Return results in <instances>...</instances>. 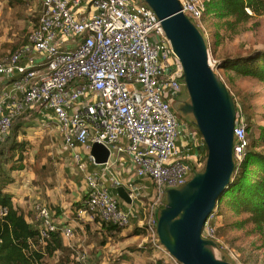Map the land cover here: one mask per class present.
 <instances>
[{"label":"built area","instance_id":"obj_1","mask_svg":"<svg viewBox=\"0 0 264 264\" xmlns=\"http://www.w3.org/2000/svg\"><path fill=\"white\" fill-rule=\"evenodd\" d=\"M209 1L178 0L180 12L203 35L208 64L215 71L218 61L210 54L204 21ZM37 2L39 15L27 44L0 58V77L10 81L9 89L0 91V146L14 120L30 112L43 131L59 137L60 152L69 155L85 187L82 205L65 222L56 223L46 205L35 204L31 224L38 231L39 247L44 249L55 233L64 243L71 242L75 221L80 220L120 229L143 228L155 258L180 264L159 243L157 216L165 191L184 185L199 165L176 147L183 124L172 102L184 95L182 68L160 21L140 0ZM240 110L236 104L235 165L249 146ZM93 144L108 151L105 163H95ZM120 157L150 187L123 185L111 174L110 161ZM87 163L102 167L101 172L87 171ZM104 174L109 175L108 183L102 181ZM107 184L113 189L124 187L131 202L109 194ZM141 191H153L152 196L143 202ZM215 210L201 236L218 244ZM6 214L0 207V219ZM228 257L232 260L230 252ZM84 258L82 253L77 260Z\"/></svg>","mask_w":264,"mask_h":264},{"label":"rangeland","instance_id":"obj_2","mask_svg":"<svg viewBox=\"0 0 264 264\" xmlns=\"http://www.w3.org/2000/svg\"><path fill=\"white\" fill-rule=\"evenodd\" d=\"M38 15L37 0H0V58L27 44L29 32L36 24ZM204 21L210 54L217 61L225 56L245 54L264 48V10L259 15H252L248 20L237 21L232 17L215 15L210 9L209 11L205 9ZM40 60L42 61L41 58ZM215 72L221 77L235 103L239 105L247 124L251 125L248 135L250 142L252 136L257 135V127L264 128V83L232 72L221 70ZM186 98L187 94H184L183 99ZM179 120L183 124L179 137L181 144H185L187 134L191 137L201 136L187 120L180 118ZM13 123L21 124L26 130V136L23 138L19 135L18 139L23 138L29 142L23 161L24 175H29V179L27 183L22 184V178H18L20 183L18 185L26 186L25 189L28 191H36L34 188H37V191H45V185L50 184L54 186L55 191H62L64 195L68 191L66 201L73 205L71 191L78 193L83 191V188L78 185V181H74L75 176L58 168L57 163H62L65 157H69L60 152L59 137L55 132L43 131L36 117L30 112L21 114ZM257 150L264 153V146ZM193 153L188 155L190 160ZM204 163L199 166L198 171L203 169ZM37 193H34L35 196ZM29 199L28 196L25 197V201ZM35 204H27V208L31 209L25 214L29 222L32 221ZM59 214V211L54 213L53 219L56 223L64 222L59 219ZM69 217L72 218L71 215ZM245 217L243 214L232 213L222 204L215 210V237L218 244L222 245V252L225 255L230 252L236 264H264L262 234L249 223L242 225ZM75 222L74 239L69 243L62 241L63 246L68 249L65 257L68 254L69 260H74L78 264H168L160 258H155L145 236L130 235L133 227L122 229L114 236H108L98 224L80 220ZM103 240L107 241L101 245ZM82 253H85L84 261H78L77 257ZM217 255L225 258L222 253L217 252ZM58 256L59 252L55 251L51 256H45L43 261L46 264H53Z\"/></svg>","mask_w":264,"mask_h":264},{"label":"water","instance_id":"obj_3","mask_svg":"<svg viewBox=\"0 0 264 264\" xmlns=\"http://www.w3.org/2000/svg\"><path fill=\"white\" fill-rule=\"evenodd\" d=\"M140 2L160 21L182 68L180 81L187 98L178 96L173 109L198 131L207 150L201 171H195L181 187L165 191L157 216V238L180 264H234L215 241L203 238L201 232L235 168L232 149L236 103L221 77L209 66L206 41L194 23L180 12L178 0ZM91 155L96 164H103L108 151L93 144ZM116 191L126 204L131 202L124 187Z\"/></svg>","mask_w":264,"mask_h":264},{"label":"trees","instance_id":"obj_4","mask_svg":"<svg viewBox=\"0 0 264 264\" xmlns=\"http://www.w3.org/2000/svg\"><path fill=\"white\" fill-rule=\"evenodd\" d=\"M209 9L215 15L245 21L252 15L262 13L264 0H211L206 5V11ZM246 9L250 11V15ZM217 70L232 72L264 83V48L222 57L218 61ZM18 118L20 116L16 119ZM245 123L249 135L251 125L247 124V120ZM19 135L23 138L26 136L25 128L21 124L12 123L0 146V207L7 210L6 216L0 219V264H46L43 261L44 257L51 256L55 251L59 252V256L53 264H78L74 260H69L68 254L65 257L68 249L63 246L57 233L52 235L44 249L39 247L37 229L26 220L23 211L12 204L13 196L6 191L7 186L13 183L11 173L25 168L24 153L29 147V142L23 138L18 139ZM198 135L200 136L199 133ZM200 138L202 145L197 150L203 154L200 162L204 163L207 150L201 136ZM252 138L243 160L235 165L231 181L216 208L219 209L224 204L232 213L246 215L241 224L253 225L262 234L261 241L264 246V153L257 150L264 146V128L257 127V135H253ZM84 199L85 196L74 203V208L82 205ZM102 230L108 236H114L122 229L103 224ZM144 234L143 228L133 227L130 230L132 237ZM106 241L103 240L101 245Z\"/></svg>","mask_w":264,"mask_h":264},{"label":"crops","instance_id":"obj_5","mask_svg":"<svg viewBox=\"0 0 264 264\" xmlns=\"http://www.w3.org/2000/svg\"><path fill=\"white\" fill-rule=\"evenodd\" d=\"M9 85L10 84L7 81V79H5L4 77H0V91L8 90ZM179 145H183V146L180 147ZM201 145H202V141H201L200 137L198 138L196 135L191 137L188 134L186 136L185 144L180 143V138L178 139V141L176 143V147L177 146L179 147V148L177 147V149L180 151V153L183 156L188 157V155L190 153L194 152L193 156L191 158L192 162L198 164L199 166L202 165V162H200V157L203 154L197 149H199L201 147ZM196 151H198V153H195ZM69 158L70 157H68V156L65 157L63 159L62 163H57V165H58V168H60L64 172H67L69 175L75 176L74 181H78V185L82 186L83 191H78V193H76L77 191H71V196L73 197V202L76 203V202L80 201L85 196V187H84V183L82 182V174L79 171H77V169L74 167L73 163L71 162V159H69ZM109 169H110L111 174L115 175L123 185H126L129 182H132L134 184L143 185L145 187H150L149 181L141 180V179L137 178L131 172L129 165L126 164V160L124 157H120L119 159L111 160ZM101 170H102V167L93 166V165L87 163V171H95V172L100 173ZM24 171H25V168L21 171H14L11 173L13 183H11L7 186L6 191L13 196L12 197V204L15 207H18L19 209H21L25 215L27 211L31 210V209L27 208V204L31 203L34 205L35 203H41V204L46 203L48 208L53 212V214L55 212L59 211L60 212L59 219H62L65 222L67 217L72 214L74 209H76V208H74V206L72 204H71L72 207H70L71 205H69V203L66 201L68 198V195H69L68 191H66L67 194L64 195L62 191H55V189H53L54 186H52L50 184L45 185V187H46L45 191H37L38 190L37 188H34V190H36V191H28L27 189H25L26 186L23 187L22 185L21 186L18 185V184H20L18 178H22V181H21L22 184L28 182L29 175L25 176ZM102 181L105 183H108L109 175L104 174L102 176ZM107 186H108L109 194L118 197L116 189L111 188L108 184H107ZM35 192H38L36 194V196L34 194ZM152 192L153 191H141L140 192L143 202H146V200H148V198H150L152 196ZM26 196H28L30 198L29 201H25ZM121 201L124 202L123 200H121ZM46 204H44V205H46ZM33 211H34V209H33ZM25 218L27 220L26 216H25ZM31 219H32V217H31Z\"/></svg>","mask_w":264,"mask_h":264},{"label":"flooded vegetation","instance_id":"obj_6","mask_svg":"<svg viewBox=\"0 0 264 264\" xmlns=\"http://www.w3.org/2000/svg\"><path fill=\"white\" fill-rule=\"evenodd\" d=\"M176 101H177V98L174 99V101L172 102V106L176 103ZM177 117L179 118V116H177Z\"/></svg>","mask_w":264,"mask_h":264}]
</instances>
